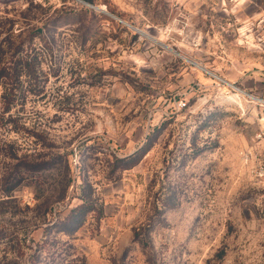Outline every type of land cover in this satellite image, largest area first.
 Here are the masks:
<instances>
[{
    "label": "rangeland",
    "instance_id": "374dc122",
    "mask_svg": "<svg viewBox=\"0 0 264 264\" xmlns=\"http://www.w3.org/2000/svg\"><path fill=\"white\" fill-rule=\"evenodd\" d=\"M82 1L0 0V264H264V0Z\"/></svg>",
    "mask_w": 264,
    "mask_h": 264
},
{
    "label": "built area",
    "instance_id": "2783aa9c",
    "mask_svg": "<svg viewBox=\"0 0 264 264\" xmlns=\"http://www.w3.org/2000/svg\"><path fill=\"white\" fill-rule=\"evenodd\" d=\"M237 91L238 88L234 87ZM241 91V90H239ZM241 93L249 97L261 110L260 128L256 133L252 147L244 152V160L252 164L250 174L264 185V97L255 96L246 92Z\"/></svg>",
    "mask_w": 264,
    "mask_h": 264
},
{
    "label": "trees",
    "instance_id": "16d2710c",
    "mask_svg": "<svg viewBox=\"0 0 264 264\" xmlns=\"http://www.w3.org/2000/svg\"><path fill=\"white\" fill-rule=\"evenodd\" d=\"M34 68H35V67H34ZM84 200H85V199H83V203H82L81 205H79L76 209H74V210L68 215V217H67L68 220H66L67 222L70 221V222H69L70 224L73 223V222L75 221V219L77 218V214H76V213H79V212L83 213V212L89 210V209H87L88 207H87L86 203H84ZM70 230L73 231V230H75V229H70Z\"/></svg>",
    "mask_w": 264,
    "mask_h": 264
},
{
    "label": "water",
    "instance_id": "95a60500",
    "mask_svg": "<svg viewBox=\"0 0 264 264\" xmlns=\"http://www.w3.org/2000/svg\"><path fill=\"white\" fill-rule=\"evenodd\" d=\"M78 2H81V3H83V4H86V5H89V4H87V3H85V2H83L82 0H77ZM89 6H91V5H89ZM97 10H99L100 11V9L99 8H96ZM174 52V51H173ZM175 54H177L176 52H174ZM177 55H179V54H177ZM180 56V55H179ZM182 57V56H181ZM182 58H184V57H182ZM185 60H187L186 58H184ZM187 61H189L190 63H194V62H192V61H190V60H187ZM203 71H206L205 69L203 70ZM207 72V71H206ZM207 73H209V72H207ZM211 74V73H210ZM213 75V74H212ZM215 77H217V76H215ZM218 78V77H217ZM218 79H220V78H218Z\"/></svg>",
    "mask_w": 264,
    "mask_h": 264
},
{
    "label": "bare ground",
    "instance_id": "6f19581e",
    "mask_svg": "<svg viewBox=\"0 0 264 264\" xmlns=\"http://www.w3.org/2000/svg\"><path fill=\"white\" fill-rule=\"evenodd\" d=\"M100 11L101 12H104V13H106V14H108L107 12H105L104 10H102V9H100ZM201 68V67H200ZM202 70H204L203 68H201ZM226 84H228V85H230V86H232L231 84H229V83H226Z\"/></svg>",
    "mask_w": 264,
    "mask_h": 264
}]
</instances>
